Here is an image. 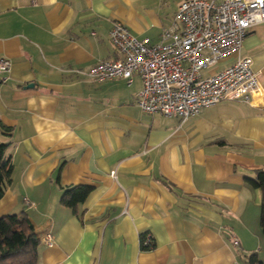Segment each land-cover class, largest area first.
I'll list each match as a JSON object with an SVG mask.
<instances>
[{
  "label": "crops",
  "instance_id": "crops-1",
  "mask_svg": "<svg viewBox=\"0 0 264 264\" xmlns=\"http://www.w3.org/2000/svg\"><path fill=\"white\" fill-rule=\"evenodd\" d=\"M184 0H0V143L12 164L0 217L25 214L37 264H246L264 250L261 194L245 182L264 170V22L208 77L251 59L260 92L181 120L145 114L137 75L84 73L120 54L114 21L136 39L160 40ZM114 172V175H111ZM90 186L74 209L68 186ZM149 234L152 250H140Z\"/></svg>",
  "mask_w": 264,
  "mask_h": 264
},
{
  "label": "built area",
  "instance_id": "built-area-1",
  "mask_svg": "<svg viewBox=\"0 0 264 264\" xmlns=\"http://www.w3.org/2000/svg\"><path fill=\"white\" fill-rule=\"evenodd\" d=\"M264 22V0H184L160 40L136 39L120 21H114L109 40L120 54L114 61H100L82 74L95 81L141 80L137 106L145 114L176 116L181 120L203 108L227 101L250 103L260 92L251 59L237 57L225 69L202 77V72L236 55L248 30ZM10 63L0 58V75ZM114 175V172H111ZM50 246V232L38 238ZM142 245L152 250L153 239L144 234Z\"/></svg>",
  "mask_w": 264,
  "mask_h": 264
},
{
  "label": "trees",
  "instance_id": "trees-1",
  "mask_svg": "<svg viewBox=\"0 0 264 264\" xmlns=\"http://www.w3.org/2000/svg\"><path fill=\"white\" fill-rule=\"evenodd\" d=\"M6 144L0 143V199L7 190L12 175L10 156L6 154ZM245 182L261 194L259 226L264 235V170L255 177L245 178ZM90 186H68L60 197L61 205L75 208L91 192ZM144 234L140 235V250L148 251L142 245ZM39 240L33 226L25 214H9L0 217V264H37ZM246 264H264L256 254L247 257Z\"/></svg>",
  "mask_w": 264,
  "mask_h": 264
},
{
  "label": "rangeland",
  "instance_id": "rangeland-1",
  "mask_svg": "<svg viewBox=\"0 0 264 264\" xmlns=\"http://www.w3.org/2000/svg\"><path fill=\"white\" fill-rule=\"evenodd\" d=\"M260 259H262L264 261V250L261 252V254H259Z\"/></svg>",
  "mask_w": 264,
  "mask_h": 264
}]
</instances>
